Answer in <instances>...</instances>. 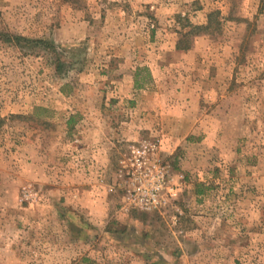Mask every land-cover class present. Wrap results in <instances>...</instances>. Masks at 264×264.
<instances>
[{
	"label": "rangeland",
	"instance_id": "374dc122",
	"mask_svg": "<svg viewBox=\"0 0 264 264\" xmlns=\"http://www.w3.org/2000/svg\"><path fill=\"white\" fill-rule=\"evenodd\" d=\"M0 264H264V0H0Z\"/></svg>",
	"mask_w": 264,
	"mask_h": 264
},
{
	"label": "built area",
	"instance_id": "2783aa9c",
	"mask_svg": "<svg viewBox=\"0 0 264 264\" xmlns=\"http://www.w3.org/2000/svg\"><path fill=\"white\" fill-rule=\"evenodd\" d=\"M158 154L157 142H138L124 155L119 179L125 208L153 213L164 206L168 197L177 196L175 186H169L167 170L159 162Z\"/></svg>",
	"mask_w": 264,
	"mask_h": 264
},
{
	"label": "trees",
	"instance_id": "16d2710c",
	"mask_svg": "<svg viewBox=\"0 0 264 264\" xmlns=\"http://www.w3.org/2000/svg\"><path fill=\"white\" fill-rule=\"evenodd\" d=\"M210 16L211 15H209V17ZM210 26H211V21L209 19L208 22H207V24L205 26H191V28H190L189 31L181 34V37H189V36H191V35H193L195 33H198L201 30L202 31H207L210 28ZM40 43L43 44V45H47V46L49 45L48 42L40 41ZM187 47L188 46H185V47L180 46V42L179 43L177 42V47H176L177 49L184 50V49H187ZM138 72H139V70L136 71L135 78H134V84H135V87L139 89V88H143L144 87L143 86L144 84L141 83V82H139V80L137 79ZM196 193H197V195L198 194H201L202 193V190H199Z\"/></svg>",
	"mask_w": 264,
	"mask_h": 264
},
{
	"label": "crops",
	"instance_id": "0c3cea01",
	"mask_svg": "<svg viewBox=\"0 0 264 264\" xmlns=\"http://www.w3.org/2000/svg\"><path fill=\"white\" fill-rule=\"evenodd\" d=\"M108 153V152H107ZM108 157V156H107Z\"/></svg>",
	"mask_w": 264,
	"mask_h": 264
}]
</instances>
